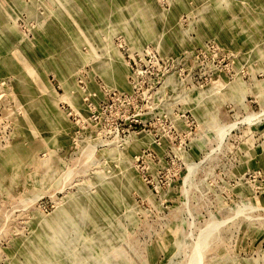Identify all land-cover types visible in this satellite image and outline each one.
I'll return each mask as SVG.
<instances>
[{"label": "rangeland", "instance_id": "obj_1", "mask_svg": "<svg viewBox=\"0 0 264 264\" xmlns=\"http://www.w3.org/2000/svg\"><path fill=\"white\" fill-rule=\"evenodd\" d=\"M0 264H264V0H0Z\"/></svg>", "mask_w": 264, "mask_h": 264}]
</instances>
